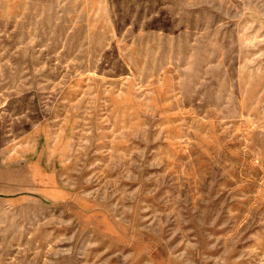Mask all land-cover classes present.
<instances>
[{
  "label": "rangeland",
  "instance_id": "rangeland-1",
  "mask_svg": "<svg viewBox=\"0 0 264 264\" xmlns=\"http://www.w3.org/2000/svg\"><path fill=\"white\" fill-rule=\"evenodd\" d=\"M0 264H264V0H0Z\"/></svg>",
  "mask_w": 264,
  "mask_h": 264
}]
</instances>
